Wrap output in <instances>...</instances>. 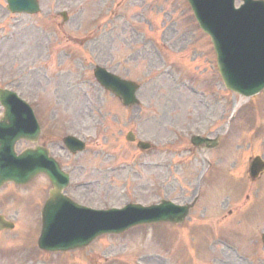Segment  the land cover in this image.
I'll list each match as a JSON object with an SVG mask.
<instances>
[{"label": "rangeland", "instance_id": "obj_1", "mask_svg": "<svg viewBox=\"0 0 264 264\" xmlns=\"http://www.w3.org/2000/svg\"><path fill=\"white\" fill-rule=\"evenodd\" d=\"M39 1L38 14L16 15L0 0V87L35 107L44 141L70 172L68 193L96 208L198 200L180 226H138L50 253L36 244L50 183H8L0 215L15 226L0 231V264H264V172L255 181L247 174L249 158L264 157V91L234 111L244 98L224 89L184 0ZM97 63L140 82V105L124 107L101 89ZM128 131L154 148L139 150ZM216 132L214 151L189 141ZM65 133L87 150L59 148Z\"/></svg>", "mask_w": 264, "mask_h": 264}, {"label": "water", "instance_id": "obj_2", "mask_svg": "<svg viewBox=\"0 0 264 264\" xmlns=\"http://www.w3.org/2000/svg\"><path fill=\"white\" fill-rule=\"evenodd\" d=\"M8 1L10 7L16 9L18 2L25 5L34 0ZM188 1L200 26L212 37L226 86L245 95L253 94L264 88V3L246 0L243 6L235 9L233 0ZM35 5L36 7H31V10H37L36 2ZM98 68L95 69L96 77L106 87L119 95L124 103L128 104L135 100L133 92L136 86L133 83L120 81L103 70L100 72ZM1 95L7 110L4 119L0 122V132L8 127L9 131L6 133L12 138H4L2 141L0 185L6 180L16 182L28 180L36 170L45 171L53 182L52 195L44 207L43 232L40 237L42 248L55 250L83 246L96 234L109 230L106 225L112 220H117L124 215L132 217L136 211L142 212L144 210L152 214L146 208H140L137 205L127 206L122 213H114V211L82 213L73 208L68 199L61 194L60 179L62 174L51 159L45 160L46 157L43 156L42 150L36 148L35 150H28L18 157L15 155L14 140L24 135L21 134L22 129L18 130L17 127H14L15 116L10 112V106L7 104L8 97L14 100V93L1 90ZM8 120L9 123H7ZM262 168L263 163L256 158L252 162V174L256 175ZM18 169L22 172L21 174ZM157 207L166 209L168 212L166 214L164 211V215L159 218L180 221L187 213V207L178 210L177 207L165 201ZM56 208L60 213L58 217H54L50 213ZM70 211H74L78 215ZM82 214L86 216L79 217ZM68 218L72 219L68 220ZM159 218L157 220H160ZM60 222H69L65 227L66 230L60 229ZM6 226H11V224H6Z\"/></svg>", "mask_w": 264, "mask_h": 264}]
</instances>
